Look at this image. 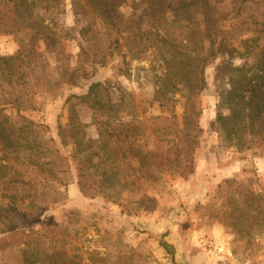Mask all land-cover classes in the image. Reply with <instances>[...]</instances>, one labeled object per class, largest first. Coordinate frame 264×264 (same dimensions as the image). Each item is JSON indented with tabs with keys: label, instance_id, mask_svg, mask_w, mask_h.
Instances as JSON below:
<instances>
[{
	"label": "rangeland",
	"instance_id": "rangeland-1",
	"mask_svg": "<svg viewBox=\"0 0 264 264\" xmlns=\"http://www.w3.org/2000/svg\"><path fill=\"white\" fill-rule=\"evenodd\" d=\"M13 1L0 0V120L33 121L60 179L16 182L9 202L0 169V205L23 211L17 231L0 223V264H25L31 230L36 264H264V216L234 220L230 200L264 192V132L240 150L215 122L232 67L264 47V0H110L104 16L86 0ZM171 53L201 62L190 85L163 86ZM93 82L99 109L81 98Z\"/></svg>",
	"mask_w": 264,
	"mask_h": 264
},
{
	"label": "trees",
	"instance_id": "trees-1",
	"mask_svg": "<svg viewBox=\"0 0 264 264\" xmlns=\"http://www.w3.org/2000/svg\"><path fill=\"white\" fill-rule=\"evenodd\" d=\"M90 5L96 9H100L101 15L104 16L106 11L103 10L104 6L110 5V0H86ZM197 0H191L184 2V5L178 6L181 9L189 7L190 4L195 3ZM205 2V0H203ZM14 8L25 7L26 9H32L34 6L41 5L46 8H51L53 4H58V0H14ZM79 5V2H75ZM119 15H115L111 22L113 26L117 23ZM106 20H109L106 18ZM215 37V36H214ZM214 37H210V46L208 49L225 50L222 45L217 46V40ZM165 55L164 58L168 60L170 64L163 86L172 88L179 84L190 85V77L187 65H194V71L198 69L201 62H191L188 57H178L171 53ZM173 65H176L182 71L186 70L179 77L175 76ZM232 75L229 77V88L222 94L220 107L216 114L215 122L218 123V128L223 132L224 137L231 145H236L240 150L252 147L253 144L258 142V138L264 132V47H262L258 53V56L254 63H244L240 67H232ZM203 72V70H202ZM170 84V87H169ZM103 85L100 82H93L90 84L87 93L83 94L81 98L92 104L93 107L99 109L103 106V97L100 96L99 91ZM163 92L162 89L158 90V93ZM155 98H159L158 95ZM222 106L228 109V113H224ZM34 122L26 120L17 126L8 122L7 118L0 120V147L4 152V156L8 160L6 163H0V169H10L9 172L2 171V175L7 178V183L3 192L11 202L12 199L19 197L18 187L14 184L16 182L25 183L29 185L28 189H31L34 178L38 175H42V182H48L51 179H60L55 169L52 167H45L49 162L42 160L40 153V147L36 142V135L34 131ZM60 128L62 126L60 125ZM63 129V128H62ZM61 134V131H60ZM87 149V142L77 139L76 147L74 148V155L85 152ZM59 158L63 156L58 154ZM15 162H19L20 165ZM47 163V164H46ZM22 165V166H21ZM29 178L26 180L25 178ZM108 178V177H107ZM237 181L235 179H227L224 183L227 187L233 186ZM11 185H14L11 187ZM235 190V189H233ZM9 191L11 193H9ZM21 196H31L30 192ZM20 196V197H21ZM24 198V197H23ZM34 199H31L28 205L33 203ZM234 202L232 216L234 220L241 221L249 217L248 213L256 214L257 216H264V192H254L253 190L246 189V192L238 193V199H230ZM10 206L0 205V223L4 225V229L8 231H17L18 225L14 219L16 213L22 211L21 208L16 207L13 203H9ZM38 206L37 208H39ZM251 209V210H250ZM23 212V211H22ZM34 212V211H32ZM32 212L30 214H32ZM37 213H33L35 217ZM28 239H26L27 247L23 250V261L25 264H36L41 261V253L37 245L39 241H35L38 237V232L31 230L27 233ZM35 241L34 245L32 243ZM161 245L165 249H169V244L166 241H162ZM41 255V256H40ZM51 256H48L49 258Z\"/></svg>",
	"mask_w": 264,
	"mask_h": 264
},
{
	"label": "built area",
	"instance_id": "built-area-1",
	"mask_svg": "<svg viewBox=\"0 0 264 264\" xmlns=\"http://www.w3.org/2000/svg\"><path fill=\"white\" fill-rule=\"evenodd\" d=\"M230 264H247V263H243V262H240V261H233Z\"/></svg>",
	"mask_w": 264,
	"mask_h": 264
}]
</instances>
